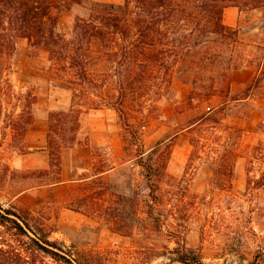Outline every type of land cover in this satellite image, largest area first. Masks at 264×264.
Here are the masks:
<instances>
[{"label": "rangeland", "instance_id": "374dc122", "mask_svg": "<svg viewBox=\"0 0 264 264\" xmlns=\"http://www.w3.org/2000/svg\"><path fill=\"white\" fill-rule=\"evenodd\" d=\"M89 1L124 2L86 0L83 5L64 8L59 19L61 32L73 34L77 17L90 14ZM224 19L226 24L240 28V37L247 45L244 66L231 72V93L239 95L258 74L256 67L247 65L264 55L263 50L251 46L264 45V8L245 7L241 11L232 6ZM220 60L223 65L227 62L225 57ZM247 67L254 72V78L246 83L248 76H243L242 71ZM103 69L96 68L98 72ZM237 71L242 76L234 80ZM51 72L49 53L31 48L27 39H18L15 56L0 79V204L26 216L33 225L44 229L51 241L66 246L88 264H184L177 261L180 245L172 233L179 235L184 224H156L148 216L150 190L142 168L135 163L134 152L126 153L119 113L103 106L97 96L114 93L116 77L108 78L103 88H93V93L82 99L53 82ZM98 72L95 78L102 85L104 77ZM155 84H148L132 96L138 110L134 112L138 118L132 123L141 128L146 150L163 140L172 143L167 169L176 178L174 185L186 187L189 195L182 205L191 211L186 223V246L205 264H247L256 256L264 264V88L260 95L251 92L256 97L250 100L255 105L253 112L251 107L248 109L250 117L228 116L224 121L220 149L231 147L238 157L232 183L223 182L222 187H217L212 178L222 164L218 150L207 147L200 157L191 160L194 148L189 125L222 98L195 100L191 106L188 96L192 85L176 79L170 94L161 98L157 94H163L159 90L161 81ZM107 88L111 92H106ZM78 103L82 109L75 146L78 151L66 155L68 171L57 183H50L53 175L25 179L24 175L34 170L50 167L48 147L45 153H36L39 149L31 147L41 144L42 121H48L49 129L51 111H68ZM36 121L39 124L33 131ZM44 130L46 127L45 137ZM255 148L263 154L252 160ZM109 162L117 169L93 176ZM170 208L168 205L166 216ZM46 261L51 263L48 258Z\"/></svg>", "mask_w": 264, "mask_h": 264}, {"label": "trees", "instance_id": "16d2710c", "mask_svg": "<svg viewBox=\"0 0 264 264\" xmlns=\"http://www.w3.org/2000/svg\"><path fill=\"white\" fill-rule=\"evenodd\" d=\"M85 2L0 0V79L15 56L18 39H27L31 48L47 51L52 81L71 89L82 99L93 93V88H103L108 78L115 76V92L97 96L103 106L119 113L126 153L134 152L135 163L142 168L150 190L148 216L156 224L171 227L182 222L178 225L184 224V229L179 235L172 231L181 247L177 261L205 264L203 258L185 244L186 223L191 219V211L182 205L187 203L185 200L189 195L186 187L174 185L176 178L167 169L173 152L172 143L163 140L149 150L145 149L141 128L132 123L138 118L134 115L138 110L132 96L137 90L148 84L156 85L160 80L159 90H163V94L161 91L157 94L162 98L170 94L173 82L178 79L193 87L188 96L191 106L195 100L210 102L222 98L223 101L210 105L189 125L194 148L191 160L200 157L207 147L217 149L222 164L216 167L212 184L217 187H222L223 182L231 184L238 153L231 147L221 151L222 127L228 116L247 118L251 116L248 109L251 107L254 111L255 105L250 100L256 97L252 93L260 95V89L264 88V55L255 61L257 64L247 65L257 68L254 83L243 94L233 95L231 72L244 66L243 54L247 45L240 37V28L226 24L224 17L232 6L241 11L245 7L250 10L264 8V0L89 1L90 14L77 17L73 34L68 36L61 32L62 10ZM251 46L264 51V45ZM224 57L227 62L223 65L220 59ZM97 66L105 69L98 72ZM97 72L104 77L102 85H98L95 78ZM105 90L111 92L108 88ZM153 108L158 110L155 104ZM81 111L78 103L68 111L50 112V167L34 170L30 175H24L25 179L53 175L50 183L61 181L63 152L78 145ZM261 128L264 130V111ZM262 154L255 148L252 160ZM116 169V165L109 162L93 176ZM168 205L171 208L166 216L164 212ZM231 207L234 208L233 204ZM43 230L14 208L0 204V264H88L66 246L51 241ZM47 258L51 263H47ZM247 264H263V261L256 256Z\"/></svg>", "mask_w": 264, "mask_h": 264}, {"label": "crops", "instance_id": "0c3cea01", "mask_svg": "<svg viewBox=\"0 0 264 264\" xmlns=\"http://www.w3.org/2000/svg\"><path fill=\"white\" fill-rule=\"evenodd\" d=\"M242 73L244 74L243 76H248V80L246 81V83L248 81H250V79L254 78L253 77L254 76V72L251 69H249L248 67L246 69H243ZM242 73H240V71H237L236 73H234V80H235V77L242 76L241 75ZM238 81H241V79H239ZM37 124H39V121H36L34 123L33 131H36L35 130V126H37ZM41 125H42V138H41L42 141H40L41 144L39 145L38 143H34L33 145H31L32 149H39V152H36V153H45L46 150H47V147H48V121H42ZM43 127H46V130H44L45 137L43 136ZM34 140L38 141V139H34ZM77 149L78 148L74 147V148H70L67 152L66 151L63 152L64 164H63V173H62V175H65V173L68 171V169L70 167V164L65 162L66 155L76 153ZM84 149H86V148H84ZM84 151H88V150H84ZM33 154H35V153H33ZM73 161H74V159H73ZM73 161H72V164H74Z\"/></svg>", "mask_w": 264, "mask_h": 264}]
</instances>
